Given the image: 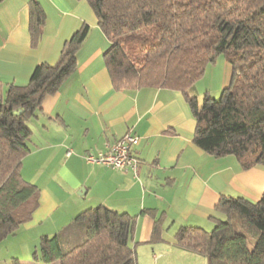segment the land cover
Here are the masks:
<instances>
[{"label":"crops","instance_id":"1","mask_svg":"<svg viewBox=\"0 0 264 264\" xmlns=\"http://www.w3.org/2000/svg\"><path fill=\"white\" fill-rule=\"evenodd\" d=\"M33 7L44 16L36 46ZM84 25L90 31L75 72L28 123L30 153L21 173L40 189L39 206L31 221L0 243V264H44L41 240L99 206L136 219L133 264H208L179 248L176 234L183 227L213 229V218H224L216 210L222 196L260 201L264 166L245 170L234 156L216 158L196 146L197 123L182 92L117 90L104 61L111 43L87 0H0V101L12 86L28 85L38 66L55 65ZM208 72V95L230 85L233 68L226 58L221 71H206L199 84ZM206 92L195 86L190 94L201 106ZM127 134L141 139L133 150L139 177L86 162L88 153L104 152Z\"/></svg>","mask_w":264,"mask_h":264},{"label":"trees","instance_id":"2","mask_svg":"<svg viewBox=\"0 0 264 264\" xmlns=\"http://www.w3.org/2000/svg\"><path fill=\"white\" fill-rule=\"evenodd\" d=\"M110 41L104 61L117 90L180 91L197 126L194 143L216 158L234 156L245 170L264 166V0H87ZM44 16L33 7L34 45ZM90 31L77 30L58 62L41 65L28 85L12 86L0 101V243L31 221L40 189L24 180L30 153L29 121L77 68ZM224 56L233 68L219 100L206 94L199 106L190 91ZM211 230L183 227L175 236L184 251L208 264H264V195L258 202L222 196ZM160 221L153 240H159ZM136 219L99 206L40 244L44 264H133L130 239Z\"/></svg>","mask_w":264,"mask_h":264},{"label":"built area","instance_id":"3","mask_svg":"<svg viewBox=\"0 0 264 264\" xmlns=\"http://www.w3.org/2000/svg\"><path fill=\"white\" fill-rule=\"evenodd\" d=\"M140 140L138 136L127 134L114 144L107 145L104 152L88 153L85 160L90 165L104 166L139 177L140 161L133 154V150L140 144Z\"/></svg>","mask_w":264,"mask_h":264},{"label":"rangeland","instance_id":"4","mask_svg":"<svg viewBox=\"0 0 264 264\" xmlns=\"http://www.w3.org/2000/svg\"><path fill=\"white\" fill-rule=\"evenodd\" d=\"M225 60L224 56H221V58L218 59L217 64L216 65H212L209 66V68L207 69V71H221L222 70V62ZM210 74L208 72V75L206 76V78H204V82H201L199 84V82L195 85L197 90H200L201 92H206V90H209L207 86L211 87V83H210ZM194 86V88H195ZM192 88L191 91L194 89ZM207 88V89H206ZM212 88V87H211ZM208 92L205 93V95ZM222 92L219 93L218 95H211L212 98L219 100L221 98ZM216 96V97H215Z\"/></svg>","mask_w":264,"mask_h":264}]
</instances>
